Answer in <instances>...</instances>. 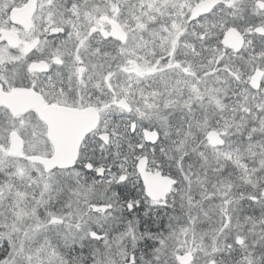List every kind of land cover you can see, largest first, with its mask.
<instances>
[{
	"label": "snow or ice",
	"instance_id": "1",
	"mask_svg": "<svg viewBox=\"0 0 264 264\" xmlns=\"http://www.w3.org/2000/svg\"><path fill=\"white\" fill-rule=\"evenodd\" d=\"M0 264H264V0H0Z\"/></svg>",
	"mask_w": 264,
	"mask_h": 264
}]
</instances>
